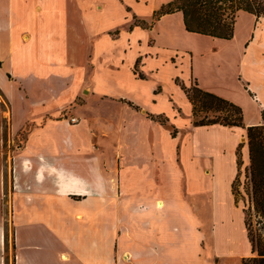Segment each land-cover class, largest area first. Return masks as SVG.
<instances>
[{"label": "crops", "instance_id": "crops-1", "mask_svg": "<svg viewBox=\"0 0 264 264\" xmlns=\"http://www.w3.org/2000/svg\"><path fill=\"white\" fill-rule=\"evenodd\" d=\"M154 11L153 0H0V97L10 135L23 134L10 162L14 264L254 256L232 182L246 127L262 122L264 17L239 11L230 39L185 30L180 11L133 25ZM172 18L180 35L225 41L215 53L245 43L234 71L244 102L199 79L194 50L156 41ZM192 84L260 111L243 126H194L181 87Z\"/></svg>", "mask_w": 264, "mask_h": 264}, {"label": "trees", "instance_id": "trees-1", "mask_svg": "<svg viewBox=\"0 0 264 264\" xmlns=\"http://www.w3.org/2000/svg\"><path fill=\"white\" fill-rule=\"evenodd\" d=\"M241 10L257 17L264 16V0H170L154 11L149 21L134 18L133 25L147 28L162 15L181 11L187 31L230 39L237 13ZM181 87L192 104L194 126L214 123L243 126L242 109L235 103L195 84ZM261 116L262 122L247 126L245 134L249 153V165L245 167L248 207H244L243 211L254 256L244 259L243 264H264V109ZM242 144L239 143L237 148V173L232 182V192L237 203L239 198L235 183L241 174L239 148Z\"/></svg>", "mask_w": 264, "mask_h": 264}, {"label": "rangeland", "instance_id": "rangeland-1", "mask_svg": "<svg viewBox=\"0 0 264 264\" xmlns=\"http://www.w3.org/2000/svg\"><path fill=\"white\" fill-rule=\"evenodd\" d=\"M168 1L170 0H153L155 10L159 9ZM170 16L177 15L174 14ZM262 17L264 16L262 15ZM135 18L139 19V17ZM171 20L174 21L172 24L162 21L161 23H158L159 25L156 29H153V36L156 38V41L164 45H177L179 47H183L184 49L194 50L196 53V74L199 75V79L207 85H215L220 88L224 87L227 89L237 90V92L234 93L235 97L239 101L244 102L242 98L243 95H241L238 90L241 89L242 82H240V80H234V71L236 70V51H239L241 45L244 47L245 43L239 45L235 40L232 43H229L225 49L222 47L217 48V53H215L213 52L212 47H219V45L225 41H219L217 39L201 35H189V33H184V36L182 34L180 35L179 29L175 24L176 21L174 18ZM239 24H243V21L239 20ZM156 31H159L160 34H156ZM191 86H194V84ZM0 100L2 101L0 112V263L1 261H4V264H14V225L11 211V191L13 186L11 181L10 162L12 152L16 149L17 145L21 144L23 134L15 137L10 135L9 119L6 118L7 105L1 97ZM233 103L242 109L243 124H245L248 120L253 119L252 117L257 115V111H260L259 104H257L255 98H253L250 103H245V109H243L240 104L236 102ZM258 117V119L261 120L260 112ZM27 128L28 126L26 129ZM242 143V146L239 148L240 160L242 162L241 174L235 183V189L238 191V203L248 207V197L245 191L247 181L245 178V167L249 165V153L246 144V137ZM243 150H245V154Z\"/></svg>", "mask_w": 264, "mask_h": 264}, {"label": "built area", "instance_id": "built-area-1", "mask_svg": "<svg viewBox=\"0 0 264 264\" xmlns=\"http://www.w3.org/2000/svg\"><path fill=\"white\" fill-rule=\"evenodd\" d=\"M71 120H72V121H74V120H75V118H72Z\"/></svg>", "mask_w": 264, "mask_h": 264}]
</instances>
